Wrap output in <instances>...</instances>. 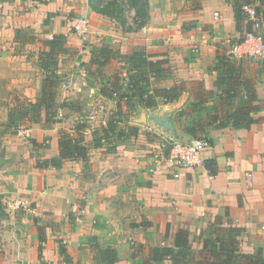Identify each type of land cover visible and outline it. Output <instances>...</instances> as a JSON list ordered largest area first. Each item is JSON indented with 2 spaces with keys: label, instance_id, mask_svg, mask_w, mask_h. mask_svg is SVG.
Returning a JSON list of instances; mask_svg holds the SVG:
<instances>
[{
  "label": "crops",
  "instance_id": "1",
  "mask_svg": "<svg viewBox=\"0 0 264 264\" xmlns=\"http://www.w3.org/2000/svg\"><path fill=\"white\" fill-rule=\"evenodd\" d=\"M118 1L27 0L5 31L12 38L0 40V199L29 202L37 213L28 223L38 224L29 256L25 232L6 230L19 244L11 259L99 264L110 248L112 264H174L164 248L178 254L179 235L198 259L227 242L233 264L263 263L264 57L225 53L252 28L242 5L264 13V0H130V10ZM80 16L90 20L86 38L70 30ZM54 36L60 82L50 109L40 100ZM133 53L161 62L144 95L128 89L146 76L128 61ZM84 109L95 119L76 124ZM63 133L82 135L85 155L63 158ZM202 137L210 144L194 168L161 150Z\"/></svg>",
  "mask_w": 264,
  "mask_h": 264
},
{
  "label": "trees",
  "instance_id": "2",
  "mask_svg": "<svg viewBox=\"0 0 264 264\" xmlns=\"http://www.w3.org/2000/svg\"><path fill=\"white\" fill-rule=\"evenodd\" d=\"M138 0H132L133 3H137ZM142 4H144L143 0ZM251 29V28H250ZM48 49L46 52H44V68L47 70L48 75L46 76L43 88H42V97L40 100L41 105H46L47 108H55L56 107V98H57V89L59 85V75L56 72L57 70V57L60 53V47H61V37L60 36H54L51 40L47 41ZM107 53V52H105ZM128 61L130 64L135 68V70L138 73H142L143 75H146L143 77V79H131V86L130 91L139 93L140 95H144L146 92V88L150 84L149 76H155L158 75V72H160V61H150L147 59L146 55L143 53H133L129 55ZM248 95L246 94V97L251 100L254 97V91H251L249 86H247ZM168 100H172L175 97L172 95L171 90H168L165 96ZM252 107H249L245 113V117L249 115V112L251 111ZM51 112V111H50ZM51 115L56 116L55 112H51ZM238 117H236L237 119ZM50 115L49 112H47V120L49 121ZM60 147H61V156L63 158L67 157H74V156H83L86 153V147H85V140L82 135L78 134L76 137L71 136L70 134L63 133L62 137L60 138ZM54 165L59 166L60 160H55ZM41 234V233H40ZM42 240L44 239L43 236L40 237ZM186 239H181L180 236H177L176 239V247H180V250L178 251V254H176V251L172 248H164V251L167 252L169 255L174 256V262L177 255L186 254L189 252L188 250V243L185 241ZM44 241V240H43ZM207 244L205 245L203 251L199 254L202 256L205 254V251H207ZM41 250V246H40ZM218 251V252H216ZM222 254L225 256L223 257ZM198 255V254H197ZM100 256V262L99 264H112L116 261V252L113 249L107 248L104 250H101L99 252ZM203 256L204 258H199L198 264H233L236 261V249L234 248L233 243H222L220 244V247H218L216 250L210 251V257ZM177 263V262H176ZM190 264V263H185ZM257 264H264V262H257Z\"/></svg>",
  "mask_w": 264,
  "mask_h": 264
},
{
  "label": "built area",
  "instance_id": "3",
  "mask_svg": "<svg viewBox=\"0 0 264 264\" xmlns=\"http://www.w3.org/2000/svg\"><path fill=\"white\" fill-rule=\"evenodd\" d=\"M242 11L246 14L247 20L251 22L252 28H245L242 38L234 42L225 53V59L234 58H251L260 59L264 57V34L262 31L264 24V13L260 12L253 3H244ZM218 16V13H216ZM90 20L86 16H80L74 20L71 31L82 38H86L89 33ZM95 119L92 111L84 109L77 114L76 124H84ZM17 134L22 137L29 136L27 128H20ZM76 137V136H75ZM210 139L208 137L196 138L190 141H180L170 139L163 142L162 152L166 153V158L175 162L182 168H194L203 163L202 152L209 146ZM11 210L18 211L22 208L33 213H37L31 205H27L24 201H16L9 204Z\"/></svg>",
  "mask_w": 264,
  "mask_h": 264
},
{
  "label": "rangeland",
  "instance_id": "4",
  "mask_svg": "<svg viewBox=\"0 0 264 264\" xmlns=\"http://www.w3.org/2000/svg\"><path fill=\"white\" fill-rule=\"evenodd\" d=\"M25 1L27 0H0V40L9 41L12 38V36L8 34V32L5 33V31L9 27H11L12 22H14L15 15H19V13L26 12L27 10L30 9L29 8L30 6H28L27 3H25ZM114 1L117 2V0H106L105 6L111 8L109 5H111L110 3H113ZM119 2L122 4L120 6L118 5L120 8H124V9L126 8V10H130L132 8L130 4V0H119L118 3ZM119 7H116V8H119ZM75 136L77 135H74V137ZM6 200L8 201L7 203H9L17 199L13 200L11 198H8ZM6 200L3 201L0 199V264H15V260L11 259L10 255L13 254L16 251V249L18 250L19 244H17V247H16V245L13 242H11L13 241V238L8 239L6 230L12 231L16 229V230H22L23 232H25L26 234L25 239H24V242L21 243L20 247L21 249L27 250V252L29 251L28 252L29 254H26L29 256L30 251L32 250L31 248H33V252L37 253V247L35 245V238L34 236L32 238V235H33L32 232L33 230H36L38 224L28 223L29 222L28 220L32 222L34 215L32 216V214H30L29 211L22 209V208L18 209L19 212L18 211L14 212L13 210L9 208V204L7 206ZM24 202H26L27 205H30L29 202L27 201H24ZM35 216L39 218L37 215ZM26 220H27V223H26ZM4 221L5 223L8 222L7 226L5 225ZM9 221H11L12 223H9ZM15 224L16 226L19 224L20 227H16ZM27 224L28 225L30 224V226H27ZM8 240L9 241L11 240L9 244H8ZM57 250L60 252L59 248H57ZM62 253L63 251L61 249L60 254ZM175 261L177 263L174 262V264H185V263L198 264L199 263L198 256L194 255L192 252L181 254L180 256L178 255ZM244 262L245 261L240 262L239 264H244ZM39 264H44V263L40 262Z\"/></svg>",
  "mask_w": 264,
  "mask_h": 264
}]
</instances>
